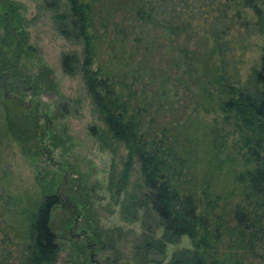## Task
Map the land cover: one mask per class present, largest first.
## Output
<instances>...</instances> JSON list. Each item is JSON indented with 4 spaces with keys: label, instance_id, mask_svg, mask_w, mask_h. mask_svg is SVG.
Listing matches in <instances>:
<instances>
[{
    "label": "trees",
    "instance_id": "trees-1",
    "mask_svg": "<svg viewBox=\"0 0 264 264\" xmlns=\"http://www.w3.org/2000/svg\"><path fill=\"white\" fill-rule=\"evenodd\" d=\"M64 1L67 10L56 12L55 27L64 39L81 46V54H63L61 65L67 76H80L102 125L92 127L90 134L112 156L106 191L120 207L123 222L153 216L161 228L157 238L146 227L134 247L136 264H264V42L258 63L246 66L249 38H264V0ZM19 14L12 1L0 0L2 128L27 156H39L44 128L37 104L34 98L25 103V89L21 86L20 92L14 84H22L17 60L22 46L16 45L24 39ZM133 28L138 29L133 41L143 50L121 52ZM150 32L169 38L187 35L205 42L207 51L201 55L175 47L168 65L162 66L163 57L148 63L155 42ZM103 45L108 49L105 60ZM131 61L135 63L126 76ZM46 77L41 69L32 82L23 83L32 85L31 96L50 86ZM8 91L14 94L6 97ZM208 114L237 122L245 153L235 167L226 163L232 156L225 140L215 135L218 117L210 129L214 158L199 153L196 133L183 135L185 119ZM134 171L136 192L129 194ZM63 176L51 173L41 179L43 198L35 206L23 208L0 192V264H57L54 211L64 200L76 204L63 209L65 213L81 214L88 202L76 190L59 189ZM65 216L67 227L70 216ZM91 234L93 243L82 236L85 243L74 248L71 264H93L87 249L105 245L98 231ZM183 237L191 247L175 251L165 262L166 247Z\"/></svg>",
    "mask_w": 264,
    "mask_h": 264
},
{
    "label": "rangeland",
    "instance_id": "rangeland-1",
    "mask_svg": "<svg viewBox=\"0 0 264 264\" xmlns=\"http://www.w3.org/2000/svg\"><path fill=\"white\" fill-rule=\"evenodd\" d=\"M10 1L19 9L24 34L23 40L20 37L21 44L16 43L17 46H22L17 59L18 70L22 74L20 77L22 84L17 82L14 84L20 85L17 86L19 91L21 86L25 89V103L29 105V102L33 98L35 99L36 115L39 124L43 125L44 139L39 156H27L9 136L3 135V116L0 107V192L4 191L12 200L18 201L23 208L29 205L35 206L43 198L41 179L51 173H56L59 176L64 175L59 189L65 192L76 190L82 195L83 203L84 200L88 202L85 205L86 212L83 210L81 214L74 212L72 215L70 211L65 213L63 209L76 204H67L64 200H62V207L54 211L53 229L59 246L57 264H71L72 257L75 255L74 248L78 244L85 243L82 236L87 235L89 243H93L91 241L93 230L100 233L101 240L105 245L102 249H97L96 246L93 252L87 249L86 256L93 260V264H136L133 258L134 247L139 238L144 235L146 227H152L157 238L161 236V228H156L157 222L153 216L150 219H143L139 216L140 220L138 221L123 222L120 207L112 203L106 191L112 156L107 150L100 149L98 142L90 134L92 127H102V125L92 111L85 85L80 76H67L61 65L63 54L74 53L78 56L81 54V46L64 39L55 27L56 12L67 10L65 1ZM54 5L58 8L57 11L54 10ZM245 15L251 20L254 19L249 12H246ZM121 17L120 14L116 15V20H120ZM126 22L129 25L126 20L125 25ZM2 32L3 28L0 26V34ZM137 32L138 29L134 30L133 28V33L127 39L126 46L120 49L121 52H129L133 47L137 48L136 53L143 50V47L133 41ZM150 35L155 37V42L150 55L146 57L148 63L158 62L160 57H163L162 66L168 65L173 52L172 48L175 47L196 50L201 55L207 51L205 42L187 35L175 38L155 32H150ZM263 42V36L249 38L247 68L258 63L259 48ZM103 43L106 42H102L101 45ZM118 50L116 47V51ZM100 54L105 60L108 55L106 45H103ZM135 54L133 55L134 60ZM134 63L131 61L124 70L126 76ZM41 69L45 71L50 86L42 87L39 94L33 97L28 88L32 85L23 83L27 80L32 82ZM136 69L139 68L136 67ZM13 94V91H8L6 97H11ZM215 117L219 118L215 128L217 140H225L228 154L235 159L233 162L232 157L231 161L226 159V163L228 166L232 163L231 166L235 167L240 160V155L245 153V150H240L242 139L235 120L223 121L217 114L201 115L198 119H185L184 124L187 126L183 129V135L186 132L188 136L196 133L194 138L200 142L201 152L199 153L206 158H214L213 154H216V151L211 153L214 134L210 129L215 125ZM260 126L264 134V124L262 123ZM52 136L57 137L58 141H53V143ZM217 146H219L218 142ZM123 154L124 152H121L120 155ZM223 156L221 153V157ZM115 163L119 168L118 159H115ZM137 178V172L134 171L127 189L129 194L136 192ZM76 207L79 211L82 209L80 204H77ZM9 208H14L11 201ZM66 214L70 216L67 227L64 223ZM10 215L8 213L7 216ZM190 247V242L186 237H183L179 244L168 245L165 262L171 258L175 251Z\"/></svg>",
    "mask_w": 264,
    "mask_h": 264
}]
</instances>
